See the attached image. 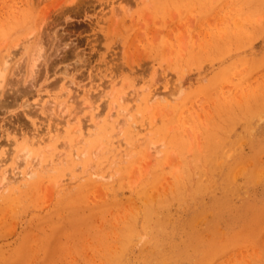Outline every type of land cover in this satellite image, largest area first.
Here are the masks:
<instances>
[{
	"label": "rangeland",
	"instance_id": "obj_1",
	"mask_svg": "<svg viewBox=\"0 0 264 264\" xmlns=\"http://www.w3.org/2000/svg\"><path fill=\"white\" fill-rule=\"evenodd\" d=\"M3 57L0 264H264V0H0Z\"/></svg>",
	"mask_w": 264,
	"mask_h": 264
},
{
	"label": "bare ground",
	"instance_id": "obj_2",
	"mask_svg": "<svg viewBox=\"0 0 264 264\" xmlns=\"http://www.w3.org/2000/svg\"><path fill=\"white\" fill-rule=\"evenodd\" d=\"M7 63H8V59H6V58H4L3 57V60H2V66H0V88H1V86H2V84H3V81H4V78H5V73H6V68H7ZM77 101V100H76ZM71 102H73V100L71 101ZM67 102L66 101H60L58 104L61 106V105H63V106H66L65 104H66ZM76 103V102H75ZM63 108H66V107H63ZM55 116V115H54ZM28 154H29V152L27 151V150H25L24 149V154L22 155V157H24V158H27L28 157ZM3 178L4 179H6V177L5 176H3ZM3 179V180H4Z\"/></svg>",
	"mask_w": 264,
	"mask_h": 264
}]
</instances>
